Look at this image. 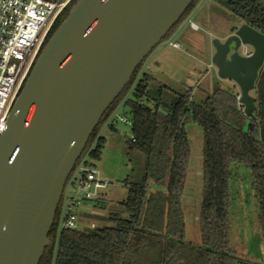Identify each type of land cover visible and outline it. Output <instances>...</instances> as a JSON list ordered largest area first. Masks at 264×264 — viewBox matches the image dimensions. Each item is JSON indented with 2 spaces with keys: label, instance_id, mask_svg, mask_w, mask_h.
<instances>
[{
  "label": "water",
  "instance_id": "obj_1",
  "mask_svg": "<svg viewBox=\"0 0 264 264\" xmlns=\"http://www.w3.org/2000/svg\"><path fill=\"white\" fill-rule=\"evenodd\" d=\"M72 0L44 41L0 135V264H39L66 182L103 114L194 0ZM68 6V7H69ZM217 77L255 120L264 35L213 39ZM250 47L247 56L239 54Z\"/></svg>",
  "mask_w": 264,
  "mask_h": 264
},
{
  "label": "trees",
  "instance_id": "obj_2",
  "mask_svg": "<svg viewBox=\"0 0 264 264\" xmlns=\"http://www.w3.org/2000/svg\"><path fill=\"white\" fill-rule=\"evenodd\" d=\"M196 1L170 33L178 28ZM211 1L240 20L241 25L247 24L264 35V0ZM70 7L56 21L46 41ZM140 67L103 114L75 165L85 159L84 166L92 168V163L100 160L105 139L95 138L96 132L122 102L118 113L122 111L123 118L130 121L134 140H128L129 150L144 157L140 180H125L123 184L127 196L118 207L127 217L110 214L108 227L67 229L56 238L59 203L48 234L49 246L39 264H246L231 246V168L249 174L257 205V226L264 242V112L259 98L255 100L253 121L244 116L232 89H216L200 104L191 101L193 91L187 89L183 93L173 92L166 102L162 99L168 91L165 86L158 87L155 97L149 96L151 77L144 72L131 89L132 98L125 99ZM261 72L264 74V66ZM149 101L151 106L145 104ZM189 125L196 126L201 133L198 243L185 239L181 203L191 156L186 132ZM108 129L115 131L111 124ZM101 191L93 202V208L100 210L104 208Z\"/></svg>",
  "mask_w": 264,
  "mask_h": 264
},
{
  "label": "rangeland",
  "instance_id": "obj_3",
  "mask_svg": "<svg viewBox=\"0 0 264 264\" xmlns=\"http://www.w3.org/2000/svg\"><path fill=\"white\" fill-rule=\"evenodd\" d=\"M188 18L197 26V31L190 29ZM240 25V20L231 17L225 9L211 0H197L178 28L169 32L165 40L145 58L124 98L131 97V89L140 75L145 72L151 77L148 86L151 98L156 96L159 86H165L168 91L162 95V99L166 102L171 100L173 92L183 93L187 89H192L191 101L200 104L214 90H231L232 87L238 99L237 87L230 81L220 80L216 68L211 65V55L214 53L211 41L213 39L223 41ZM173 38L180 45V49L176 50L168 46V42ZM247 49L248 52L252 51L250 47ZM238 52L242 54V48ZM250 96L255 100L259 98L264 112V74L261 70ZM145 104L151 106L150 101ZM121 105L122 102L112 111L95 135V138L102 136L105 139L100 160L92 163V169L98 173L99 179L107 182L106 188L100 192L104 200V208L100 210L92 206L90 213L79 214L76 230H83L86 227H108L110 224L107 219L110 214H118L120 218L127 217L118 207V203L127 196L123 184L125 180L132 182L140 180L144 157L129 150L128 140L131 132L122 122L123 112L118 113ZM110 124L114 126V132L109 131ZM186 132L191 146V156L181 203L185 221V239L187 242L198 243V213L202 187L201 133L193 125L187 126ZM93 143L94 141L92 145ZM231 169V246L241 260L261 264L259 261L261 255H264V242L261 241L257 226V205L253 198L251 180L248 172L243 169L234 170V166Z\"/></svg>",
  "mask_w": 264,
  "mask_h": 264
},
{
  "label": "built area",
  "instance_id": "obj_4",
  "mask_svg": "<svg viewBox=\"0 0 264 264\" xmlns=\"http://www.w3.org/2000/svg\"><path fill=\"white\" fill-rule=\"evenodd\" d=\"M71 1L0 0V135L6 128L7 115L40 48ZM188 24L191 29L198 30L190 20ZM168 46L180 49L174 41H169ZM250 53L242 47L243 56ZM122 122L130 127L127 118ZM130 140L134 142L132 137ZM84 162L85 159L73 169L66 182L60 200L56 238L63 230L77 228L78 215L91 212L98 192L107 186V182L99 179L94 169L86 168Z\"/></svg>",
  "mask_w": 264,
  "mask_h": 264
},
{
  "label": "crops",
  "instance_id": "obj_5",
  "mask_svg": "<svg viewBox=\"0 0 264 264\" xmlns=\"http://www.w3.org/2000/svg\"><path fill=\"white\" fill-rule=\"evenodd\" d=\"M188 21H189V18H188ZM187 21V22H188ZM191 21V20H190ZM191 29V28H190ZM192 31H197V30H194V29H191ZM176 34V33H175ZM170 41H174V42H176L175 41V38H173L172 40H170ZM177 50V49H176ZM214 54V53H213ZM212 54V55H213ZM212 55H211V57H212ZM212 65V64H211ZM213 66V65H212ZM214 67V66H213ZM209 68H211V67H209ZM217 71V70H216ZM227 83V82H226ZM229 83V82H228ZM232 85V84H231ZM229 86V85H228ZM233 86V85H232ZM232 90H234V88L232 87ZM262 257L260 258L261 259V261H259V262H261V264H264V255H261ZM244 261H246V260H244ZM246 264H256V263H251L250 261H246L245 262Z\"/></svg>",
  "mask_w": 264,
  "mask_h": 264
},
{
  "label": "flooded vegetation",
  "instance_id": "obj_6",
  "mask_svg": "<svg viewBox=\"0 0 264 264\" xmlns=\"http://www.w3.org/2000/svg\"><path fill=\"white\" fill-rule=\"evenodd\" d=\"M63 15H64V12H62V13L60 14V16L57 18V20H58V19H61V17H62ZM57 20H56V21H57ZM56 21H55V23H56ZM55 23H54V24H55ZM53 26H54V25H53ZM52 28H53V27H52ZM50 31H51V30H50ZM234 32H235V31H233V33H230V35H228V36L233 35ZM228 36H227V37H228ZM227 37H226V38H227ZM247 48H248V47H247ZM247 50H248V49H247Z\"/></svg>",
  "mask_w": 264,
  "mask_h": 264
}]
</instances>
